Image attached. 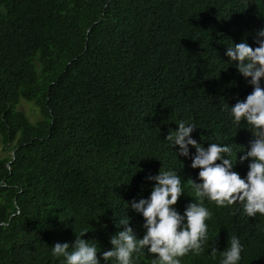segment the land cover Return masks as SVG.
<instances>
[{
  "label": "trees",
  "instance_id": "trees-1",
  "mask_svg": "<svg viewBox=\"0 0 264 264\" xmlns=\"http://www.w3.org/2000/svg\"><path fill=\"white\" fill-rule=\"evenodd\" d=\"M261 27L264 0H0V264H63L51 246H71L81 228L100 258L124 216L142 236L130 201L149 195L160 168L181 176L183 212L196 200L195 150L176 159L163 139L191 120L202 146L229 144L234 161L247 150L252 132L224 108L252 88L224 52L254 47ZM204 203L210 247L181 264H218L232 235L239 264H264V216Z\"/></svg>",
  "mask_w": 264,
  "mask_h": 264
},
{
  "label": "clouds",
  "instance_id": "clouds-1",
  "mask_svg": "<svg viewBox=\"0 0 264 264\" xmlns=\"http://www.w3.org/2000/svg\"><path fill=\"white\" fill-rule=\"evenodd\" d=\"M255 46L244 40L230 41L224 55L228 63L235 62L238 73L251 85V92L243 100L237 99L231 106L225 104L232 123L236 128L247 127L254 139L247 150L236 159L229 144L208 143L206 147L194 139L192 133L197 126L191 120L175 121V131H168L164 137L171 147L178 146L175 155L189 157V147L194 149L190 167L199 169L196 180H188L196 200L188 202L180 212L175 205L184 193L181 176L177 170L160 168L156 174H148L147 181H153L147 197L133 199L130 207L143 218L142 236L138 237L128 223L129 217L119 220L122 230L109 239L111 248L100 252L95 241L82 239L87 228H81L71 246L68 242H56L51 246L54 257H62L63 264H133L134 254H154L152 264H181V257L189 253L199 255L209 246L208 224L212 213L204 201L213 202L217 207L238 203L248 217L264 216V27L254 39ZM218 161V162H217ZM124 204V207H127ZM264 231V228L261 229ZM243 244L239 237L232 235L228 246L220 253L218 264H239ZM217 250L212 247L215 259Z\"/></svg>",
  "mask_w": 264,
  "mask_h": 264
},
{
  "label": "rangeland",
  "instance_id": "rangeland-1",
  "mask_svg": "<svg viewBox=\"0 0 264 264\" xmlns=\"http://www.w3.org/2000/svg\"><path fill=\"white\" fill-rule=\"evenodd\" d=\"M16 108L22 111H26L31 116L32 120L38 117L37 112L34 110V108H32V104L30 102H20V104H18ZM1 146L2 144L0 141V150L2 149Z\"/></svg>",
  "mask_w": 264,
  "mask_h": 264
}]
</instances>
